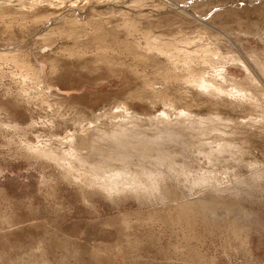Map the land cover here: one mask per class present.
Here are the masks:
<instances>
[{"label":"rangeland","instance_id":"obj_1","mask_svg":"<svg viewBox=\"0 0 264 264\" xmlns=\"http://www.w3.org/2000/svg\"><path fill=\"white\" fill-rule=\"evenodd\" d=\"M17 1L21 2L18 10L31 16L6 11V5L16 6ZM17 1L6 0L0 6L5 11L0 14V53L29 59L34 63L29 64V72L39 80L25 81L22 68L0 61V264H264V190L244 196L226 192L221 198L233 210L229 219L205 212L184 217L168 201L155 205L132 195L111 197L98 188L80 187L56 162L35 157L27 149L66 151L69 144L64 141L69 135L76 137L78 147V134L95 125V116L103 111L113 114L126 108L135 120L147 121L167 112L168 99L190 103L203 113L207 106L215 110L212 99H196L193 91L181 90L179 82L169 77L182 71L161 72L153 62L132 68L134 57L123 47L118 51L117 42L92 40L98 23L106 30H120L125 15H132L137 27L127 40L122 35L121 41L144 47L145 33L175 45L200 38V44L208 43L216 52L209 53L216 60L235 51L231 43L244 54L262 51L263 36L237 35L230 30L234 24L228 13L231 10L240 21L263 26L264 0H100L97 4L95 0H52L54 14L48 15L44 3ZM218 13L223 14L219 20H224V27L210 20ZM82 25L79 38L69 33L43 41L57 26ZM231 63L224 68L217 64L205 73L227 90L234 86L233 80L245 76L241 65ZM45 99L49 107L41 101ZM219 109L242 114L234 104ZM169 115L172 122L164 117L160 121L175 126L186 119ZM103 152L94 158L107 154ZM200 167L201 172L212 169L218 175L214 185L196 193L207 199L223 188L241 191V184L235 183L238 179L229 175L253 172L247 164L227 161ZM188 184L182 178L166 183L169 196ZM243 209L253 217H238L237 227L242 230L235 232L228 225Z\"/></svg>","mask_w":264,"mask_h":264},{"label":"bare ground","instance_id":"obj_2","mask_svg":"<svg viewBox=\"0 0 264 264\" xmlns=\"http://www.w3.org/2000/svg\"><path fill=\"white\" fill-rule=\"evenodd\" d=\"M5 1H0V6L4 7ZM98 1L100 0H95L96 4ZM34 2L33 4L44 3L43 8H45L46 14L47 12L54 14L52 0H34ZM20 3L17 1L16 6H12L15 9L6 5L8 7L5 6L6 11L28 16L29 14L18 10ZM231 12L229 10L228 14L233 18L229 21L234 25L231 24L230 30H236L237 35L240 34L239 32L243 34L257 33L264 38L263 24L260 26L257 21L248 24L245 21H240ZM4 13L5 11H0L2 16L5 15ZM221 14L212 16L210 20L224 27V20L221 22L219 20ZM224 14L227 12L224 11ZM32 15L34 14L32 13ZM41 16L44 15L41 14ZM123 20L121 24L123 27L120 30L118 28L106 30L101 23L97 24L94 21L99 27H94L91 39L104 43V40L110 38L117 42L118 48L116 49L118 51H121L123 47L128 54L130 53L134 57L136 65H131L132 68L137 65L145 67L146 64L153 62L155 68L161 72L182 71L181 75L175 73L168 75L173 81L179 82L181 90L193 91L191 94L196 99H212L215 110H210L207 106V112L203 113L198 109V111L193 110L190 103L181 104L174 99H168L164 104L167 112L161 111L162 115L158 118L154 117L147 121L135 120L133 118L135 114L126 108L113 114L103 111L95 116V125H90L83 133L78 134L80 144L78 147L74 145L76 137L69 135L64 141V144L66 142L69 144L66 151L40 146H28L27 149L35 157L56 162L62 168L65 176L80 187L98 188L111 197L112 195H132L155 205L157 202L168 201L173 206L171 209H176L175 212L184 217L187 213L195 212L203 215L205 212L212 218H231L233 210L225 206L221 198L226 195V192L244 196L253 195L257 190L258 192L264 190V47L260 52L253 51L244 54L231 43L235 51L228 54L229 56L214 60L209 53L216 52L210 50L208 43L200 44V38L197 41L186 40L181 45H175L167 41H157L156 37H149L146 33L143 38L145 46L142 47L139 43L135 45L124 42L123 39L121 41L122 35H125L124 39L127 40L126 37L130 36L137 27L132 15H125ZM49 21L50 19H48ZM60 21L62 24L66 22L64 19ZM83 27V25L77 28L57 26L55 31L50 30L48 34L46 33L47 35L45 34L43 41L48 42L55 35L63 36V34L69 33V35L79 38L82 36ZM113 46L106 48L115 51ZM0 61H9L22 68L26 72L25 75L23 74V80H39V78H35L38 72L35 77L31 76L32 73L29 72V64L31 65L33 62L23 56L0 53ZM227 62H232L231 64L236 66L241 65L245 76L239 81L231 78L234 81V86H230L226 90L222 83L216 81L212 76L208 77L205 69H216L217 64L224 68V64ZM45 87L47 88V86ZM45 87L42 89L46 91ZM227 98L230 100H228L229 102L226 101ZM41 101L48 106L49 102L46 99ZM229 104H234L236 111L239 109L242 114L233 115L230 112L218 110V108ZM170 113L178 116L185 115L186 119L175 126H171L170 123L164 124L163 120L160 121V118L164 117L163 119H167V122H172ZM209 141H211L210 144H208ZM79 147L81 148L79 149ZM103 151L107 154L94 158L95 153H104ZM224 161L241 165L247 164L249 168L253 169V172L247 175H239L237 172L229 175L233 179H238L235 183L241 184V191L223 188L212 192L210 196L213 197L210 199H207L206 196L198 197L196 193H199L200 189H204L205 186L214 185L215 178L218 176L213 173L212 169L201 172V163H205L209 168V166L214 167L216 163ZM140 162L142 164L138 167L141 169L138 167L133 170L127 169V167H132ZM181 178L186 179L190 187L186 185L187 188L182 191L174 189L175 192L170 197L166 183ZM237 213V216L228 225L235 232L242 230L237 227L238 217L250 218L252 216V212L244 209Z\"/></svg>","mask_w":264,"mask_h":264}]
</instances>
